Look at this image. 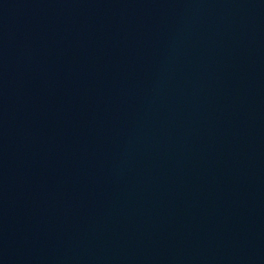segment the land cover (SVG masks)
Masks as SVG:
<instances>
[{
    "label": "water",
    "instance_id": "95a60500",
    "mask_svg": "<svg viewBox=\"0 0 264 264\" xmlns=\"http://www.w3.org/2000/svg\"><path fill=\"white\" fill-rule=\"evenodd\" d=\"M0 264H264V0H0Z\"/></svg>",
    "mask_w": 264,
    "mask_h": 264
}]
</instances>
